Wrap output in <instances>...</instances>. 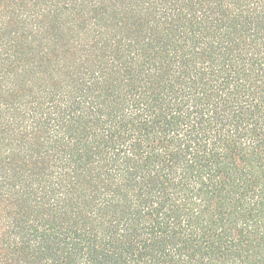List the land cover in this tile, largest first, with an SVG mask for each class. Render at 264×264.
Here are the masks:
<instances>
[{
	"label": "trees",
	"instance_id": "16d2710c",
	"mask_svg": "<svg viewBox=\"0 0 264 264\" xmlns=\"http://www.w3.org/2000/svg\"><path fill=\"white\" fill-rule=\"evenodd\" d=\"M0 264H264V0H0Z\"/></svg>",
	"mask_w": 264,
	"mask_h": 264
}]
</instances>
